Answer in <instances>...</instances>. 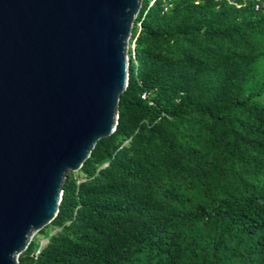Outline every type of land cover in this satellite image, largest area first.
Instances as JSON below:
<instances>
[{
	"label": "trees",
	"instance_id": "obj_1",
	"mask_svg": "<svg viewBox=\"0 0 264 264\" xmlns=\"http://www.w3.org/2000/svg\"><path fill=\"white\" fill-rule=\"evenodd\" d=\"M150 1L116 130L20 264H264V1Z\"/></svg>",
	"mask_w": 264,
	"mask_h": 264
},
{
	"label": "water",
	"instance_id": "obj_2",
	"mask_svg": "<svg viewBox=\"0 0 264 264\" xmlns=\"http://www.w3.org/2000/svg\"><path fill=\"white\" fill-rule=\"evenodd\" d=\"M143 1L0 0V264H20L116 130Z\"/></svg>",
	"mask_w": 264,
	"mask_h": 264
},
{
	"label": "rangeland",
	"instance_id": "obj_3",
	"mask_svg": "<svg viewBox=\"0 0 264 264\" xmlns=\"http://www.w3.org/2000/svg\"><path fill=\"white\" fill-rule=\"evenodd\" d=\"M148 1L149 0H144V3H147ZM127 54L129 56V49L127 51ZM129 63H130V59H129ZM70 173L72 175H74L75 178H78V181H81L83 179L82 178L83 176H82L80 170H78V171H70L68 174H70ZM42 229L34 231L33 234H32V236H31V240H30V243L33 242V241H38L41 244V248L45 247L48 244V242H49V237L53 233H55V232L58 231V229H54L53 227H48V228H45L44 227V229L43 230ZM46 234H49V237ZM20 256H21V253H20L18 259H20Z\"/></svg>",
	"mask_w": 264,
	"mask_h": 264
},
{
	"label": "built area",
	"instance_id": "obj_4",
	"mask_svg": "<svg viewBox=\"0 0 264 264\" xmlns=\"http://www.w3.org/2000/svg\"><path fill=\"white\" fill-rule=\"evenodd\" d=\"M155 1H156V0H151L150 3H149V7L152 6V5L155 3ZM263 1H264V0H263ZM170 6H171V3H170L169 0H168V2L166 3V5H165V7H164V10H168ZM257 6H259V5H257ZM138 14H139V13H138ZM144 15H145V14H144ZM137 16H138V15H137ZM136 18H137V17H136ZM134 25H135V23H134ZM133 28H134V27H133ZM142 29H143V25H142V20H141V21H139V22L137 23V33H136L135 35H133V32H132L131 37H130V39H129V45H128L129 56H128V58H129L130 60H131V59L136 60V45H137V38H138V36L140 35ZM130 40H131V41H130ZM146 96H147V94L144 93V94H143V97H146Z\"/></svg>",
	"mask_w": 264,
	"mask_h": 264
}]
</instances>
